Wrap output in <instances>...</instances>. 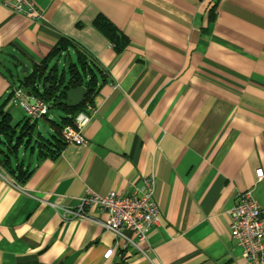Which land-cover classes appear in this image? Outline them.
<instances>
[{
  "label": "crops",
  "instance_id": "crops-1",
  "mask_svg": "<svg viewBox=\"0 0 264 264\" xmlns=\"http://www.w3.org/2000/svg\"><path fill=\"white\" fill-rule=\"evenodd\" d=\"M32 1L39 22L0 4L4 124L17 134L36 124L33 145L47 123L62 138L49 111L31 121L20 103L35 98L21 81L62 38L105 77L93 92L87 146L62 139L61 154L44 160L21 146L33 171L22 185L0 166V264H248L229 212L247 191L264 211V177L256 176L264 172V0ZM99 16L127 37L123 51L95 28ZM7 58L29 73L8 77ZM62 61L76 57L56 60L58 74ZM150 178L162 219L143 243L104 229V213L67 217L90 192H142ZM109 249L115 255L105 260Z\"/></svg>",
  "mask_w": 264,
  "mask_h": 264
},
{
  "label": "built area",
  "instance_id": "built-area-1",
  "mask_svg": "<svg viewBox=\"0 0 264 264\" xmlns=\"http://www.w3.org/2000/svg\"><path fill=\"white\" fill-rule=\"evenodd\" d=\"M7 10L23 15L33 22L42 19V12L32 0H0ZM22 91H17L21 96ZM22 99V98H21ZM20 99V100H21ZM21 106L31 121H38L48 116L49 106L40 98L32 101L21 100ZM83 110L74 118L72 125L65 126L61 131L62 139L67 144L87 146L84 130L95 114L91 103H84ZM260 180L264 177L262 169L256 171ZM107 215L102 223L104 229L122 236L129 232L136 235L138 243L148 240L154 228L161 225V214L154 198V179L145 180L144 191L130 190L112 192L106 196L88 193L76 212H68L67 217H91L93 213ZM231 238L242 250V256L248 264H264V211L256 202L251 191L241 193L238 202L230 210ZM115 255V249H109L105 260Z\"/></svg>",
  "mask_w": 264,
  "mask_h": 264
},
{
  "label": "trees",
  "instance_id": "trees-1",
  "mask_svg": "<svg viewBox=\"0 0 264 264\" xmlns=\"http://www.w3.org/2000/svg\"><path fill=\"white\" fill-rule=\"evenodd\" d=\"M213 17L214 12L212 10L210 18L213 19ZM94 26L111 41L117 51H123L129 44L127 37L122 35L107 18L99 16L94 21ZM73 55L76 57V62L68 66L69 86L71 88H86L88 95L85 103L92 104L95 97L93 92L96 91L99 80L105 77V73L94 57L69 38H62L41 65L36 67L32 73L25 75L24 80L21 81L22 87L30 94L42 99L49 108L52 102L53 106L65 114L61 124L53 122L60 132L65 126L73 124L75 116L84 108L85 104L77 108H69L65 104H60L65 96L60 95L57 88L64 86L66 80L64 75L58 74L56 66L50 67V62L62 58L70 60ZM35 129L36 124L30 125L29 122H26L17 134L15 130H10L4 124L3 115H0V166L7 176L21 185L30 178L33 172L22 165L19 157L21 146H24L25 149L30 147L32 150L37 148L39 159L44 160L58 157L66 145L58 135L53 134L48 139L42 132L38 133L39 139L35 140V144H31V132H34Z\"/></svg>",
  "mask_w": 264,
  "mask_h": 264
},
{
  "label": "rangeland",
  "instance_id": "rangeland-1",
  "mask_svg": "<svg viewBox=\"0 0 264 264\" xmlns=\"http://www.w3.org/2000/svg\"><path fill=\"white\" fill-rule=\"evenodd\" d=\"M69 62H70V60H68ZM5 64H4V67H3V69H5L6 70V75L8 76V77H11V74L13 73V75L15 76V77H17V76H22L23 74H21V70H22V67L21 68H15V66H13L14 65V60H12V59H10V58H7V59H5ZM16 64V63H15ZM56 64V61H54L52 64H51V68L54 66ZM26 68V66L24 65L23 66V68ZM67 69H68V67H67V64L64 62V61H62L59 65H58V70H59V75H63V74H65V79L66 80H68L69 79V74L67 73ZM11 71V73H10V71ZM13 78L12 79V82L15 84V85H18V80L16 79V78ZM21 100H23V99H21ZM20 100V101H21ZM20 105H19V102H18V100H17V107H19ZM19 110L21 111V114H22V116H23V111H22V108H19ZM25 116V118H27L28 119V117L26 116V114L24 115ZM63 116H65V114L60 110V109H58L57 107H55V106H53V103L51 102V104H50V109H49V118L50 119H52L55 123H57V124H59V123H61V121H62V117ZM46 126H47V129L49 130V132L48 133H45V137L46 138H48V139H50L51 138V135L54 133V132H52V127H51V125L49 124V123H47L46 124ZM13 127H15V125L13 126ZM36 155H37V152H36ZM32 155H31V151L30 150H28L27 151V164L29 163V159H30V157H31Z\"/></svg>",
  "mask_w": 264,
  "mask_h": 264
},
{
  "label": "water",
  "instance_id": "water-1",
  "mask_svg": "<svg viewBox=\"0 0 264 264\" xmlns=\"http://www.w3.org/2000/svg\"><path fill=\"white\" fill-rule=\"evenodd\" d=\"M29 73V69L23 68L21 74ZM70 82V81H69ZM69 82L65 83L64 86L57 88V91L60 95L65 96V99L60 102V104H65L69 108H77L85 103L88 91L84 87L71 88ZM44 133H46L45 128L43 127Z\"/></svg>",
  "mask_w": 264,
  "mask_h": 264
}]
</instances>
